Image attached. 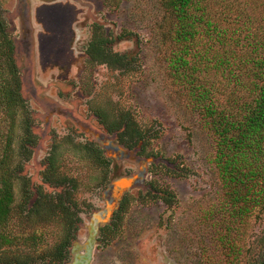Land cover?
Masks as SVG:
<instances>
[{
    "label": "rangeland",
    "instance_id": "374dc122",
    "mask_svg": "<svg viewBox=\"0 0 264 264\" xmlns=\"http://www.w3.org/2000/svg\"><path fill=\"white\" fill-rule=\"evenodd\" d=\"M162 13L159 0H0V14L15 46L21 95L39 139L23 176L35 190L60 193L44 177L48 157L57 147L58 169L50 176L79 179L76 198L85 213L65 264H264V208L250 219L239 260H227L216 241L226 232L220 217L207 216L221 200L212 163L216 140L184 91L170 81L158 35ZM112 38L114 52L136 58L132 69L112 70L87 55L92 40ZM94 111H115L117 118L126 114L140 130L150 132L144 155L139 146L121 141L118 132H108ZM18 114L15 171L24 159L26 124V114ZM88 141L115 163L111 175L118 178L105 189L104 170L76 148ZM149 185L156 194H172L175 204L144 197ZM23 188V180L17 179V207L30 199ZM126 194L130 197L115 220L117 228L100 238V229L111 223ZM89 204L94 209L90 213ZM13 222L14 234L33 230L21 227L17 215ZM37 228L46 236L39 251L62 238L59 224Z\"/></svg>",
    "mask_w": 264,
    "mask_h": 264
},
{
    "label": "trees",
    "instance_id": "16d2710c",
    "mask_svg": "<svg viewBox=\"0 0 264 264\" xmlns=\"http://www.w3.org/2000/svg\"><path fill=\"white\" fill-rule=\"evenodd\" d=\"M159 2L163 13L158 35L168 60L170 81L184 91L188 104L202 116L216 140L212 163L218 172L221 200L207 216L220 217L225 223L226 232L217 236L216 241L227 260H239L250 219L264 208V0ZM8 29L0 14V264H65L71 258L70 248L78 238L81 214L85 213L76 198L79 179L66 176L55 180V176H50L58 169L57 147L48 157L44 177L61 188L60 193L35 190L31 180L23 176L24 165L33 157L39 139L32 130L29 104L21 95L20 70ZM114 42L113 38L94 39L87 45L86 53L112 70L132 69L136 58L114 52ZM19 111L26 114L24 159L15 171L12 167ZM94 112L108 132H118L121 141L130 147L139 146L144 155L145 145L152 139L150 132L140 130L126 114L117 118L115 111ZM76 148L84 153V159L104 170L101 187L105 189L118 178L111 175L114 161L99 145L88 141ZM146 157L163 160L160 156ZM17 179L23 180V194L30 198L18 207ZM152 189L150 186L143 196L162 199L169 207L175 204L176 199L169 192L156 194ZM129 197L123 196L111 223L100 229V238L115 231V220ZM93 210L89 204L88 213ZM15 215L22 222L21 227L32 226V232L14 234ZM54 224L62 227V238L51 248L39 251L46 236L37 225ZM98 242L106 245L105 239Z\"/></svg>",
    "mask_w": 264,
    "mask_h": 264
}]
</instances>
